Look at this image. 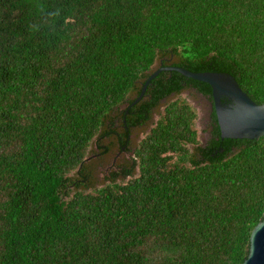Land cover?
<instances>
[{"label": "trees", "instance_id": "trees-1", "mask_svg": "<svg viewBox=\"0 0 264 264\" xmlns=\"http://www.w3.org/2000/svg\"><path fill=\"white\" fill-rule=\"evenodd\" d=\"M156 62L264 105V0H0V264H244L264 137L201 144L175 71L133 105Z\"/></svg>", "mask_w": 264, "mask_h": 264}, {"label": "water", "instance_id": "water-1", "mask_svg": "<svg viewBox=\"0 0 264 264\" xmlns=\"http://www.w3.org/2000/svg\"><path fill=\"white\" fill-rule=\"evenodd\" d=\"M165 71L178 72L189 79L208 84L212 89V109L222 139L242 140L264 137V105L255 103L237 80L226 73H193L179 67H162L146 82L138 103L152 80ZM244 264H264V220L253 231L250 254Z\"/></svg>", "mask_w": 264, "mask_h": 264}, {"label": "rangeland", "instance_id": "rangeland-1", "mask_svg": "<svg viewBox=\"0 0 264 264\" xmlns=\"http://www.w3.org/2000/svg\"><path fill=\"white\" fill-rule=\"evenodd\" d=\"M158 66H159V62H156L155 65L153 66V70H156ZM182 97L185 98L197 111L198 113L197 126L200 133V142L201 144L207 143L210 137L209 136L210 126L208 124L210 102L203 95L198 93L196 90H190L184 92ZM136 133H140V135H143V131ZM131 155L132 154L123 152L118 154L117 158L125 157L126 159H129ZM113 168H114V161L111 158L110 159L108 158L104 163V167L100 171V175H99L100 179L101 180L104 179L105 176H107Z\"/></svg>", "mask_w": 264, "mask_h": 264}, {"label": "flooded vegetation", "instance_id": "flooded-vegetation-1", "mask_svg": "<svg viewBox=\"0 0 264 264\" xmlns=\"http://www.w3.org/2000/svg\"><path fill=\"white\" fill-rule=\"evenodd\" d=\"M212 112H213V109H212V103H210V112H209V115H208V124L210 126V123L212 122ZM209 139L211 138V127H210V131H209Z\"/></svg>", "mask_w": 264, "mask_h": 264}]
</instances>
